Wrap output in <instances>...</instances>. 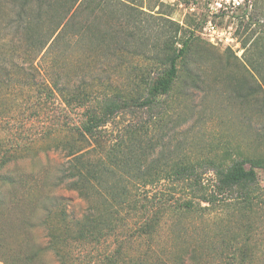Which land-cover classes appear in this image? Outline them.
I'll return each mask as SVG.
<instances>
[{
    "label": "trees",
    "instance_id": "obj_1",
    "mask_svg": "<svg viewBox=\"0 0 264 264\" xmlns=\"http://www.w3.org/2000/svg\"><path fill=\"white\" fill-rule=\"evenodd\" d=\"M11 3L20 7L13 9L10 28L14 27L33 51L34 37L42 33L44 39L38 55L44 52L41 58L50 60L58 51L62 58L61 73L45 85L46 101H58L55 115L58 121L47 126L45 135L54 140L50 147L53 150L49 151L62 154L65 162L55 175L51 162L28 174L8 167L10 155L0 159V212L8 213L6 188L21 185L27 190L34 183L37 193L32 187L28 193L30 197L36 194L31 202L32 212L42 209L47 217L42 222L48 230L47 243L28 255L26 264H43L42 256L48 252L59 264H167L151 252L168 212L182 218L210 211L219 196L226 195L234 196L228 208L242 212L243 216L264 208V187L258 177L259 171L264 173V158L239 155L194 162L161 157L157 150L153 130L161 123L166 125L169 109L166 103L172 99L181 78L180 66L186 67L200 54L193 32L188 34L171 18L157 19L150 13L155 5L146 12L145 0H12ZM251 3V11L248 13L247 9L243 17H237L241 21L236 35L243 49L248 52L253 48L254 57L248 61L252 72L248 70L254 80L259 78L260 81H255L264 91V29L255 31L259 33L255 40L252 39L255 32L251 31L253 25L260 26L264 19V0ZM81 44L101 50L104 59L110 62L132 58L134 62L131 60L127 65L129 74L124 85L113 86L100 77L97 79L100 88L95 92L89 85L96 79L87 70L77 77L79 80L71 77L67 66L73 63V58L66 54ZM143 61H148L149 66H143ZM133 110L151 112L150 120L145 124L121 123ZM209 172L214 177L213 191L203 182ZM164 181L170 182L171 194L178 197H157L152 193ZM54 186L77 193L86 204L81 217L70 218L64 204L56 210ZM26 225L31 226V221ZM130 242L147 244L149 249L136 258L125 248ZM251 252L243 245L238 255L227 257V264H244L253 258ZM177 259L178 264H185L183 257ZM190 264L205 263L193 257Z\"/></svg>",
    "mask_w": 264,
    "mask_h": 264
},
{
    "label": "rangeland",
    "instance_id": "obj_2",
    "mask_svg": "<svg viewBox=\"0 0 264 264\" xmlns=\"http://www.w3.org/2000/svg\"><path fill=\"white\" fill-rule=\"evenodd\" d=\"M216 1L145 0L146 12L155 5L150 13L157 19L171 18L188 34L193 32L200 52L186 67L180 66L181 78L172 99L166 103L169 105L166 125L161 123L153 130L161 157L171 160L187 158L194 162L239 155L264 158V91L258 88L255 80L259 78L254 80L248 66L255 52L250 44L248 52L243 49L236 35L241 21L237 17H243L247 8L225 10V7H218ZM11 2L0 0V159L3 155H10L8 167L28 174L32 169L51 162L55 175L66 159L52 151L50 147L54 140L45 135L47 126L58 121L55 116L58 101H46L45 85L61 73L62 58L58 51L50 60L41 58L44 52L38 55L44 39L42 33L35 35L36 48L33 51L15 33L14 27L10 28L13 9L20 7ZM208 23L217 30L213 38L206 30ZM259 25H253L251 31L264 29V19ZM258 36L257 31L252 39ZM66 56L73 58V63L67 66V73L79 80L77 77L86 74V70L90 72L96 80L89 88L95 92L100 88L97 81L100 77L113 86L124 85L129 74L127 65L133 60H127V57V61L110 62V59H104L101 50L88 49L82 44L69 50ZM147 62L143 61L142 65L149 66ZM87 64L89 67L85 69ZM88 80L93 79L88 77ZM150 114L146 110H133L121 123L145 124L150 120ZM258 177L264 187V173L259 171ZM203 182L213 191L212 172L204 176ZM34 186L30 183L27 190L21 185L4 190L9 220L6 221V215L0 212V259L8 264H26L27 256L47 243L48 230L42 225L47 219L45 211L37 209L32 212L31 202L36 194L30 197L28 193L31 187L37 193ZM53 189L54 205H58L56 210L64 204L69 209L70 218L81 217L86 204L77 193L55 186ZM152 193L166 198L174 195L167 181L158 184ZM231 196H219L210 211L182 218L168 212L151 253L167 264H178L177 257H183L185 264H190L193 257L205 264H227V257L238 255V249L245 245L252 250L253 258L244 264H264V208H258L255 213L246 212L243 216L242 212L228 208ZM29 220L31 226L26 225ZM125 248L136 258L149 249L147 244L140 242L126 243ZM102 250H106L105 245ZM42 261L43 264H59L49 252L44 253Z\"/></svg>",
    "mask_w": 264,
    "mask_h": 264
},
{
    "label": "built area",
    "instance_id": "obj_3",
    "mask_svg": "<svg viewBox=\"0 0 264 264\" xmlns=\"http://www.w3.org/2000/svg\"><path fill=\"white\" fill-rule=\"evenodd\" d=\"M216 4L220 8H224L225 10L231 9V11H235L241 7H246L247 9L252 8V3L248 0H217ZM214 14V13H213ZM210 32V37L213 38L215 34H217V30L212 25V23H208V27L206 28Z\"/></svg>",
    "mask_w": 264,
    "mask_h": 264
},
{
    "label": "crops",
    "instance_id": "obj_4",
    "mask_svg": "<svg viewBox=\"0 0 264 264\" xmlns=\"http://www.w3.org/2000/svg\"><path fill=\"white\" fill-rule=\"evenodd\" d=\"M0 264H4L2 261H0Z\"/></svg>",
    "mask_w": 264,
    "mask_h": 264
}]
</instances>
